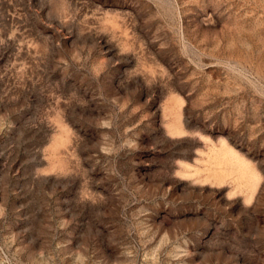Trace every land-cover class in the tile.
Listing matches in <instances>:
<instances>
[{
	"label": "rangeland",
	"instance_id": "obj_1",
	"mask_svg": "<svg viewBox=\"0 0 264 264\" xmlns=\"http://www.w3.org/2000/svg\"><path fill=\"white\" fill-rule=\"evenodd\" d=\"M0 264H264V0H0Z\"/></svg>",
	"mask_w": 264,
	"mask_h": 264
}]
</instances>
